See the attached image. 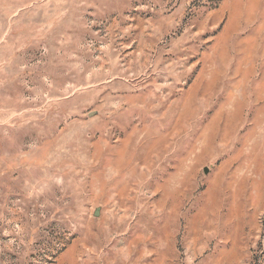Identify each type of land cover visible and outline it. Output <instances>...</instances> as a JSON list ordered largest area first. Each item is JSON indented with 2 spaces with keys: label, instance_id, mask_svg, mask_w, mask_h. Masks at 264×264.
Masks as SVG:
<instances>
[{
  "label": "rangeland",
  "instance_id": "374dc122",
  "mask_svg": "<svg viewBox=\"0 0 264 264\" xmlns=\"http://www.w3.org/2000/svg\"><path fill=\"white\" fill-rule=\"evenodd\" d=\"M0 264H264V0H0Z\"/></svg>",
  "mask_w": 264,
  "mask_h": 264
}]
</instances>
